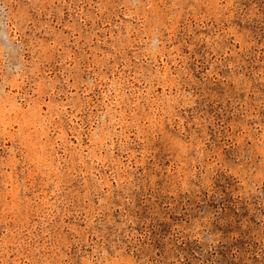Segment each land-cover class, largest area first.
Returning a JSON list of instances; mask_svg holds the SVG:
<instances>
[{
	"label": "rangeland",
	"instance_id": "rangeland-1",
	"mask_svg": "<svg viewBox=\"0 0 264 264\" xmlns=\"http://www.w3.org/2000/svg\"><path fill=\"white\" fill-rule=\"evenodd\" d=\"M0 264H264V0H0Z\"/></svg>",
	"mask_w": 264,
	"mask_h": 264
}]
</instances>
